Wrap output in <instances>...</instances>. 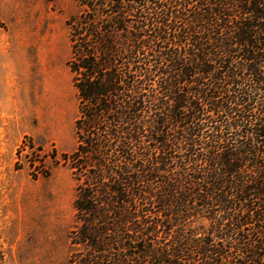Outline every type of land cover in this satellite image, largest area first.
Returning a JSON list of instances; mask_svg holds the SVG:
<instances>
[{"label":"trees","instance_id":"16d2710c","mask_svg":"<svg viewBox=\"0 0 264 264\" xmlns=\"http://www.w3.org/2000/svg\"><path fill=\"white\" fill-rule=\"evenodd\" d=\"M68 264H264V0H74Z\"/></svg>","mask_w":264,"mask_h":264},{"label":"rangeland","instance_id":"374dc122","mask_svg":"<svg viewBox=\"0 0 264 264\" xmlns=\"http://www.w3.org/2000/svg\"><path fill=\"white\" fill-rule=\"evenodd\" d=\"M74 0H0V58H31L29 108L0 96V264H68L77 91L67 61ZM43 106V117L39 116Z\"/></svg>","mask_w":264,"mask_h":264},{"label":"crops","instance_id":"0c3cea01","mask_svg":"<svg viewBox=\"0 0 264 264\" xmlns=\"http://www.w3.org/2000/svg\"><path fill=\"white\" fill-rule=\"evenodd\" d=\"M32 71L31 58H0V96L7 112L14 111V97L18 96L19 111L24 113L27 120L30 115L29 93L30 76ZM43 106L39 116L43 117Z\"/></svg>","mask_w":264,"mask_h":264}]
</instances>
